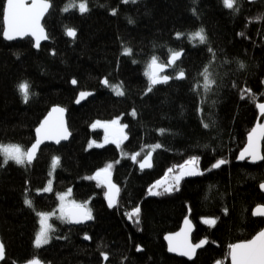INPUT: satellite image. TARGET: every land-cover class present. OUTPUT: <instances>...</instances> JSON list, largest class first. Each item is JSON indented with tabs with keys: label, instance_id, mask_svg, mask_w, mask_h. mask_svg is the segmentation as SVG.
Masks as SVG:
<instances>
[{
	"label": "trees",
	"instance_id": "1",
	"mask_svg": "<svg viewBox=\"0 0 264 264\" xmlns=\"http://www.w3.org/2000/svg\"><path fill=\"white\" fill-rule=\"evenodd\" d=\"M48 1L50 43L35 51L29 38L4 40L6 0H0V147L28 151L36 129L58 105L68 111L72 133L69 143L44 147L33 164H4L0 153L3 264L36 258L45 264H231V246L264 230V218L253 216L264 205V160L238 162L259 118L257 105L264 103V0H236L238 11L223 0H75L86 3L85 13L64 11L73 0ZM68 28L75 30L74 40ZM201 28L205 43L190 38ZM180 51L185 55L169 73L171 82L149 92L145 73L153 58L166 64ZM205 70L213 81L208 90ZM181 71L182 81L176 78ZM23 83L29 85L27 102ZM80 92L94 96L76 107ZM113 121L125 130L121 145L107 143L101 127ZM149 152L154 168L142 172L138 164ZM192 157L202 174L183 177L172 192L149 194ZM53 158L59 159L55 168ZM220 160L227 164L214 171ZM109 165L120 188L111 207L96 176ZM49 182L51 190L44 191ZM65 193L89 209L91 223L74 227L67 218L53 220L50 242L36 247L39 214L55 212ZM137 207L138 223L131 216ZM189 215L193 242L208 241L193 262L168 254L164 241Z\"/></svg>",
	"mask_w": 264,
	"mask_h": 264
},
{
	"label": "snow or ice",
	"instance_id": "2",
	"mask_svg": "<svg viewBox=\"0 0 264 264\" xmlns=\"http://www.w3.org/2000/svg\"><path fill=\"white\" fill-rule=\"evenodd\" d=\"M125 3L128 0H124ZM134 2V0H133ZM224 5L229 8L233 9L234 11H238V8L235 7L236 0H223ZM50 3L48 0H31V7H26L24 0H7L6 7L3 9V19L4 25L3 28V35L6 39L12 40L17 36L28 35L31 34L32 36L36 37V46L39 47V41L41 39H47L44 29L41 26V19L47 13L48 9L50 8ZM71 8H78L81 13H85L88 11L87 5L85 2H80L79 4L75 3L73 0L68 6L65 7L64 11L67 12ZM115 15V11H113ZM66 34L70 37H75L76 32L74 29L68 28ZM182 34H177V36H181ZM193 40H198L199 43H205L206 37L204 35V30L201 28L199 31L193 33L190 37ZM130 49H125V53H130ZM181 52H173L171 58L169 60V65L174 64L176 60H178L181 56ZM241 68L244 67L243 64L240 65ZM164 70V65H158L155 58H153L151 64L149 65L148 71L145 73L149 79V87L148 91L152 90V87L158 83H166L169 80L168 76H160L159 73ZM177 79L184 78L183 71L179 72ZM204 89L208 90L210 85L213 81L208 77L207 70H205V77H204ZM73 83H76L73 81ZM107 83V81H105ZM20 92L23 96L25 102L29 99V85L27 83H23L19 86ZM116 95H123V92L119 89H116ZM81 98H83L86 93H81ZM243 98V97H242ZM254 99V97H253ZM79 102V101H78ZM257 107L259 108L260 112L264 114V103L258 104ZM53 111L56 112H63V109H54ZM135 115V112H133ZM117 121H113L112 124L115 125ZM105 127H108L105 125ZM207 127V125H205ZM122 133V129L119 130ZM163 132V130H161ZM37 132V139L36 142L32 145L31 149L28 151H23L19 146H7V147H0V153L3 154L4 160L3 163L6 164L9 160L15 161L17 164L24 165V164H31L33 159L36 156V151L39 148L40 144L43 143L44 139H54L56 143H59L62 139L68 138L67 129L64 128L63 123L61 122L59 126L53 127L49 120H45L39 128L36 129ZM264 137V126H258L257 129H254L252 134L249 136V145L241 153L240 159H244L245 154L251 156L253 162L256 160H264V155H260L259 149L257 146V137ZM114 143H119V140H114ZM155 147H160V145H156ZM138 155V154H137ZM150 155L149 152L143 162L140 163L141 168L150 167ZM132 159L135 160L136 156H132ZM59 159L53 158L52 166L55 168L58 165ZM197 163V158H192L191 160L187 161L185 165L181 166V174L180 176L176 177L177 184L179 179L183 175H198L202 174L195 170L194 167H190ZM225 160H220L213 165L214 168H219L221 165L225 164ZM112 166L109 165L107 169L103 170V172H98L96 175L97 177L103 175H107L108 169ZM108 188L109 192L108 202L109 206H113L115 202V194H118L119 189L116 185L112 184L110 180L108 181ZM260 189L264 191V183L260 184ZM51 190V182H49V187L44 189V191ZM170 188H166L165 191H170ZM151 191V190H150ZM153 195H160L162 193L159 192H152ZM65 197L62 195L60 196V200L63 201ZM25 204L31 206V201L25 200ZM76 209L83 208L82 205H75ZM61 218H67L68 222H75L81 223L84 220H91L92 216L90 211H76V212H65L64 205H61ZM227 211V210H225ZM140 209L139 207L135 208L134 212L131 216L139 217ZM40 215V231L35 238V246L42 247L50 242L51 236L50 232L53 231L51 225L48 224V215L47 214H39ZM253 216L264 217V205H258L254 211ZM204 223L213 226L215 225L216 221L214 219H205ZM187 223V222H186ZM180 235V234H178ZM184 238L181 241H177L173 243L174 238L168 237L169 239V251L171 252H178L181 256H186L189 259H192L198 248L204 246L206 241H201L198 244H191L187 240V234H183ZM86 239L88 237H85ZM140 250L139 248L137 249ZM231 258L232 264H264V230L260 231L254 239L241 244H236L231 246ZM5 256V249L4 245L0 243V260H3ZM105 259L107 257L105 256ZM31 264H39L38 260H33Z\"/></svg>",
	"mask_w": 264,
	"mask_h": 264
},
{
	"label": "water",
	"instance_id": "3",
	"mask_svg": "<svg viewBox=\"0 0 264 264\" xmlns=\"http://www.w3.org/2000/svg\"><path fill=\"white\" fill-rule=\"evenodd\" d=\"M247 1H248V3H250V4H255V3L260 2L261 0H247ZM48 2H49V1H48ZM6 3H7V0H6ZM6 3H5V7H6ZM24 3H25V6H26V7H31V0H24ZM49 3H50V2H49ZM50 5H51V6H50V8L48 9L47 13H46V14L43 16V18L41 19V26H42L43 29H44V33H45L47 39H41V40L39 41V47L36 46V37L32 36L31 34H28V35H22V36H17L16 38H14V39H12V40H8V39H6V38L4 37V35H3L4 40H5L6 42H8V43H14V42H21V41H24L25 39H28V38H29V39H31V40L33 41V44H34V50H35V51H40V49H41V47H42L43 45H45V44H49V43H50V39H49V37H48V33H47V31H46V29H45V27H44V20H45V18L48 16V14L50 13L51 8H52V4H51V3H50ZM4 27H5V25H4ZM69 38L72 39V40H74V39L76 38V35H75V37H70V36H69ZM180 52H181L182 54H181L180 58H179L178 60L175 61L174 64L169 65V60H170L171 56H170V58L168 59V62H167L166 64L157 63L158 65H164V70H163L162 72H160L159 75H160L161 77H162V76H168V77H169V80H168L166 83H158V84H156L155 86H160V85L168 84V83L171 82L172 78L169 76V73L172 71V68L175 66L176 63L182 61V59H183V57H184V55H185V52H184V51H180ZM184 78H185V75H184ZM184 78H182V79H178V80L182 81V80H184ZM105 81H107V80L104 79L102 83H103V85H104L105 87H107L108 84L105 83ZM72 86L75 87V86H76V83H73V82H72ZM81 93H86V95H85L83 98H81V95H80ZM93 96H94V93H90V92H80V93L78 94L77 99H76L75 106H76V107H81V106H83V105H84V104H85V103H86L91 97H93ZM78 101H79V102H78ZM54 109H63V112H56V111H53ZM258 111H259V118H258V120H257V123H256L255 127L252 129V131H251L250 134H252L253 130H254V129H257L258 126H264V114H262V113L260 112L259 108H258ZM45 120H49L50 123H51V125H52L53 127H57V126H59L60 123L62 122L64 128L67 129L68 138H67V139H62L59 143H56V141H55L54 139H44L43 143H41L40 146H39V148L37 149V151H36V156H35V158L33 159V161L31 162V164H33V163L36 162V160H37V158H38V156H39V154H40V151H41L44 147H46V146L60 147L61 145H64V144L69 143L70 140L72 139V133H71V131H70V129H69V125H68V111H67L64 107L59 106V105H58V106H54V107L50 110V112L47 114V116L44 118V120L41 122V124H42ZM41 124H40V125H41ZM40 125H39V127H40ZM105 125H107L108 127H105ZM105 125H104V127H103V131H104V132H105L110 138H112V139L117 138L118 136H122V135L124 134L123 129H122V133H121V132L119 131L121 128L118 127V126H116V125H113V124H110V123H107V124H105ZM39 127H38V128H39ZM250 134H249V136H250ZM249 136H248V139H247V144H246V146H245V148L243 149L242 152H244V150H245V149L248 147V145H249ZM35 137H36V139H37V132H35ZM263 141H264V137H260V136L257 137V146H258V149H259V153H260V155H263V153H262V149H263ZM35 142H36V140H35ZM30 149H31V148H30ZM30 149H29V150H30ZM242 152H241V153H242ZM150 153H151V155H150V164H151V166H150V167H145V168H141V167H140V163L143 162L145 156H144V158H143V159L139 162V164H138V168H139L142 172L151 171V170L154 168V152H150ZM240 155H241V154H240ZM239 157H240V156H239ZM245 161H249V163L252 164V165H258V164L262 163L263 160H256L255 162H253L251 156L248 155V154L246 153L244 159H240V158L238 159V162H240V163H243V162H245ZM226 164H227V163L221 165L219 168H214V167H213V169H214V171H218V170H220L222 167H224ZM102 172H103V171H101V173H102ZM96 176H97V175H96ZM97 178L100 179V180H102V181L104 182V184H105V188H106V191H107V194H108V192H109V188H108V181H109V180H110V182H111L112 184L116 185V187H117V188L119 189V191H120V188H119V186L114 182L113 174H112L110 171H108L107 175H103V174H102L101 176H99V177H97ZM262 192L264 193V191H262ZM118 198H119V192H118V194H115V202H114L113 206H115V205L117 204ZM107 203L109 204V202H108V196H107ZM74 206H75V205H72L71 207L67 208V209L65 210V212L67 213V212H76V211H89V209H88L86 206H83V208H81V209H76ZM254 217H256V218H264V217H258V216H254ZM91 221H92V219H91V220H84V221L81 222V223L69 222V224L72 225V226H74V227H79V226H85V225H88L89 223H91ZM186 222H187V223H186ZM195 230H196V228H195V224L193 223V221L191 220L190 215H189V216L184 220L183 225H182V227H181V229H180L179 231H177V232H175V233L167 234V235L164 237V241H165V243H166V245H167V251H168V254H170L171 256L177 257V258H179V259H185V260H187V261H189V262H193V261L196 259L197 254L199 253V251H201V250H203V249H205V248L207 247V245H208V241H207V240H203V241H206V243L204 244V246L201 247V248H198V249L196 250V254H195V256H194L192 259H189V258L186 257V256H181V255H179L178 252H171V251H169V239H168V237H173V238H174L173 243H175V242H177V241H181V240H183V238H184L183 234L186 233V234H187V240H188V242L191 243V244H193V245H195V243L193 242V235H194V233H195ZM178 234H180V235H178ZM254 238H255V237H254ZM254 238H252V239H254ZM252 239H251V240H252ZM88 240H89V239L87 238V241H88ZM247 242H248V241H247ZM0 243H2L1 233H0ZM199 243H200V242H199ZM242 243H246V242H242ZM2 244H3V243H2ZM197 244H198V243H197ZM238 244H241V243H238ZM4 249H5V248H4ZM139 249H140V250H139L138 252L141 253V252L143 251V249H141V248H139ZM230 252H231V251H230ZM5 257H6V256H4V259H3V260H0V264H3V262H4V260H5ZM33 260H38V261H39V264H45V263H44L41 259H39V258H36V259H33ZM33 260L28 261V262H26V263H24V264H31V262H32ZM230 261H231V264H232L231 254H230ZM216 264H221V262H218V263H216Z\"/></svg>",
	"mask_w": 264,
	"mask_h": 264
},
{
	"label": "rangeland",
	"instance_id": "4",
	"mask_svg": "<svg viewBox=\"0 0 264 264\" xmlns=\"http://www.w3.org/2000/svg\"><path fill=\"white\" fill-rule=\"evenodd\" d=\"M110 124H112V123H110ZM104 125L101 126L102 129H103ZM115 125L118 126V127H120L121 129H123V131H124V128L121 127L119 125V123H116ZM126 139H127L126 138V134H123L122 136H118L117 138H114V139L110 138L107 135V143H109V144L112 143V144H116V145H121V144H123L126 141ZM114 140H119V143L118 144L117 143H114L113 142ZM192 158H197V157H192ZM192 158L188 159L187 161L191 160ZM186 162H185V164H186ZM178 167H176V168H178ZM190 167H194L197 172L203 173V170H202V168L200 166V161H199L198 158H197V163L195 165L190 166ZM107 168H108V166H107ZM108 171H110L112 173L113 172V168L111 167L110 169H108ZM180 174H181V167H180V170L179 171H175L174 169H171L166 174V176L163 179L159 180L157 183L154 184V188L151 189V191H149V194L150 195H153V194H151L152 192H158L159 190H161V189L162 190H165L166 188H170L171 189L170 191H167V192H172L176 187L179 186L180 180L183 177H189V176H191V175H183V176H181V178L179 179V182L177 184L176 177L177 176H180ZM63 196L65 197V199L63 201L60 200L59 206L57 207V209L55 210V212H53L52 214H47L48 217H49L48 224L51 225V228H52V221L53 220L63 219V218H61L62 214H61V211H60L62 204L64 205L65 210L67 208L71 207L72 205H78L76 202H74L71 199V195L69 193H65V194H63ZM51 232H50V236H51Z\"/></svg>",
	"mask_w": 264,
	"mask_h": 264
},
{
	"label": "flooded vegetation",
	"instance_id": "5",
	"mask_svg": "<svg viewBox=\"0 0 264 264\" xmlns=\"http://www.w3.org/2000/svg\"><path fill=\"white\" fill-rule=\"evenodd\" d=\"M124 134H125V130H124Z\"/></svg>",
	"mask_w": 264,
	"mask_h": 264
}]
</instances>
